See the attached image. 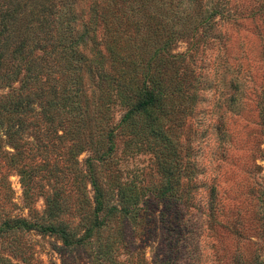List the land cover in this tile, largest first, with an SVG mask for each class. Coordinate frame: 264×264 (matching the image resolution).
<instances>
[{"label": "rangeland", "instance_id": "374dc122", "mask_svg": "<svg viewBox=\"0 0 264 264\" xmlns=\"http://www.w3.org/2000/svg\"><path fill=\"white\" fill-rule=\"evenodd\" d=\"M8 1L0 0V8ZM110 1L75 2L79 28L87 24L91 33H86L95 38L87 42L86 52L91 53L95 44L110 73L113 59L108 46L115 41L122 47L130 41L132 51L138 47L144 66L138 82L148 68L154 73L160 70L159 79L170 93L165 100L164 138L146 128L129 135L116 128L127 107L115 100L114 84L91 82L92 77L86 81L88 95L94 91L96 98L101 97L94 108L102 133L115 127L113 157L101 167L95 163V177L111 197L120 187L135 185L141 199L139 216L132 223L116 217L92 236L91 245L72 249H64L59 238L44 232L4 234L0 264H98L92 250L106 241H112L114 251L100 264H264V0H201L192 5L188 19V5L175 0L170 5L116 0L119 18L108 23L100 16L107 19L102 7ZM221 3H225L223 17L215 16L210 35L201 36L203 27L195 23L200 21L198 14ZM174 13L176 19L171 21ZM192 25L197 36L173 35L177 28L188 33ZM166 42L179 63H168L162 70L152 61L146 68L147 59ZM117 69L111 75L121 71ZM128 96L126 102L136 103L132 92ZM72 137L62 144L78 141L77 165L55 185L46 178L23 180L20 167L30 162H11L6 153L12 152L11 146L0 134V223L20 217L37 221L45 214L51 190L58 186H63L64 220L70 228L80 233L84 219H94L90 170L84 161L96 160L94 151L105 152L108 144L89 132ZM56 158L66 163L62 145L49 161ZM38 159L34 161L41 163ZM167 181L173 196L159 199Z\"/></svg>", "mask_w": 264, "mask_h": 264}, {"label": "trees", "instance_id": "16d2710c", "mask_svg": "<svg viewBox=\"0 0 264 264\" xmlns=\"http://www.w3.org/2000/svg\"><path fill=\"white\" fill-rule=\"evenodd\" d=\"M120 1L111 0L110 4L103 6L102 10L107 11V19L102 15L100 19L108 23L113 22V19L117 20L119 12L116 6ZM142 1L150 5L160 1L162 5L166 1L170 5L174 0ZM175 1L188 5L185 8L188 19L192 5L199 4L201 0ZM75 2L76 0H32L30 3L20 4L18 0H10L0 8V92L5 91V94L0 95V134L11 146L12 152H6L11 162L20 163L22 159L30 162V165L23 163L20 167L22 179L46 178L59 185L62 175L65 176L69 171L72 173L78 162L77 154L81 151L77 150L78 141L68 146L62 144L69 135L80 138V135L89 132L90 135L96 134L101 139L104 138L108 144L107 151H94L96 160L87 157L84 161L90 170L87 178L93 191L95 207L94 219H84L82 232L73 230L69 222L64 220L67 205L62 197L63 186L54 190L52 185L45 216L42 215L37 221L20 217L8 218L0 223V236L17 231L44 232L59 238L64 249L91 245L92 236L99 234L111 220L120 217L129 219L132 223L139 216L141 208V199L135 191V185L120 187L114 197H111L100 187L95 177L98 168L95 163L101 167L113 157L115 127L108 128L106 134L102 133L104 128L101 129L99 114L94 108L95 101L101 97L96 98L94 91L88 95L86 81L92 77L91 82L97 79L99 83H107L109 87L114 84V92L113 89L111 91L115 100H120L127 107L116 127L121 132L130 135L135 134L137 128H146L163 139V122L168 115L165 100L170 93L163 85V79H159L161 71L154 73L148 67L152 61H157L162 70L168 63H179L177 56L167 49L169 43L166 42L164 48L155 51L147 59L148 71L142 72L143 80L138 82L139 72L144 69L140 62L141 56L136 53L138 47L132 51V42L127 41L121 47L113 41V45L108 46V53L113 59L110 67L115 71L118 66L121 71L117 75H111L113 71L109 73L104 67V57L95 44L91 53L86 52L87 42L92 38L87 33L91 32L88 31L87 24L79 28ZM224 5L225 3L214 5L211 11L205 10L198 14L200 21L195 23L203 27L201 36L210 35L216 21L214 17H223L222 14L225 13ZM175 15L176 13L171 21L176 19ZM181 19L183 16L178 17V21ZM196 25H192L188 33L184 28H177L178 32L173 35L176 37L184 33V36L190 34L195 37ZM93 40L95 38L91 42ZM129 92L135 96L136 103L126 102L130 100ZM61 145L66 163L61 164L58 158L53 162L49 161L52 155L60 152ZM43 152L53 154L42 158L40 155ZM58 157L61 156L58 154ZM36 158L41 163L34 161ZM44 170L48 171L47 174L43 173ZM171 184V181H167L161 187L159 199L172 198L174 188ZM92 251L94 261L100 264V261L112 257L113 243L106 241L104 246H98Z\"/></svg>", "mask_w": 264, "mask_h": 264}]
</instances>
